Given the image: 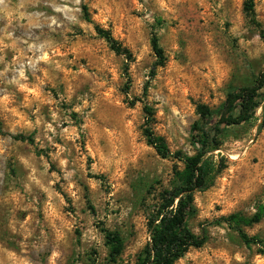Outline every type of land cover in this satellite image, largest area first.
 <instances>
[{
  "label": "rangeland",
  "instance_id": "1",
  "mask_svg": "<svg viewBox=\"0 0 264 264\" xmlns=\"http://www.w3.org/2000/svg\"><path fill=\"white\" fill-rule=\"evenodd\" d=\"M245 1L0 0V264H135L150 208L183 168L147 145L143 107L171 152L194 154L196 106L216 109L229 86L264 70ZM253 12L264 32V0ZM153 34L165 63L152 76ZM259 100L253 120L226 129L207 155L210 186L188 220L207 241L175 264H264V218L244 228L262 245L215 223L264 204V88ZM102 230L123 239L115 262Z\"/></svg>",
  "mask_w": 264,
  "mask_h": 264
},
{
  "label": "trees",
  "instance_id": "2",
  "mask_svg": "<svg viewBox=\"0 0 264 264\" xmlns=\"http://www.w3.org/2000/svg\"><path fill=\"white\" fill-rule=\"evenodd\" d=\"M243 10L250 24L258 30L259 36L264 41V32L254 16L253 0H246ZM95 31L104 39L112 52L123 56L127 62L132 61L131 52L115 40L108 31L99 27H95ZM150 45L155 56L151 71L153 76L155 69L164 65L165 57L155 34L151 36ZM263 88L264 70L249 85L239 88L229 86L224 101L216 109H211L204 104L197 105L198 119L190 128V141L194 148V154L191 156L180 151L171 152L165 141L152 132L150 127L153 121L152 110L144 105L143 134L147 145L160 158L177 160L183 168L174 170L170 188L161 190L155 198V203L147 215L149 241L137 255L135 264H175L190 249L201 248L206 243L205 230H202L201 235H196L188 225V220L196 213L195 193L203 192L210 186L213 166L206 157L209 153L219 149L220 138L226 129L248 124L253 120L256 110L261 105L259 92ZM263 127L264 122L260 124L259 129ZM3 133L0 124V134ZM13 139L33 144L29 136L16 135ZM262 218H264V204L258 205L251 217L230 214L216 220L215 223L216 225L225 224L235 231L246 246L262 245L258 237L249 236L244 230L245 227L259 223ZM102 232L110 261L115 262L123 250V239L117 232L108 230H102Z\"/></svg>",
  "mask_w": 264,
  "mask_h": 264
}]
</instances>
